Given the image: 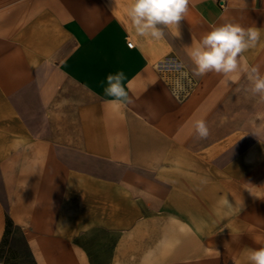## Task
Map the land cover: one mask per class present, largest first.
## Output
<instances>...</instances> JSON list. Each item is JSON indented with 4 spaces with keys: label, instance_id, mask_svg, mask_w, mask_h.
<instances>
[{
    "label": "crops",
    "instance_id": "crops-1",
    "mask_svg": "<svg viewBox=\"0 0 264 264\" xmlns=\"http://www.w3.org/2000/svg\"><path fill=\"white\" fill-rule=\"evenodd\" d=\"M130 3L0 0V247L10 223L33 264H248L264 103L244 68L264 74V0H191L161 40L137 36ZM224 23L261 34L238 79L193 76L185 46ZM119 70L126 106L101 87Z\"/></svg>",
    "mask_w": 264,
    "mask_h": 264
},
{
    "label": "clouds",
    "instance_id": "clouds-1",
    "mask_svg": "<svg viewBox=\"0 0 264 264\" xmlns=\"http://www.w3.org/2000/svg\"><path fill=\"white\" fill-rule=\"evenodd\" d=\"M190 3L191 0H131L127 18L138 37L161 40L165 36V29H178L180 21L189 12ZM260 35L258 29L244 28L236 23L213 25L198 42L185 46L193 65V76L202 77L214 72L226 77V83L235 82L238 79L236 74L242 68L243 54L256 47ZM244 70L248 81L244 91L264 103V74L256 66H245ZM125 80V73L119 70L108 74L101 82L103 95L111 98L109 103L126 106L132 102L125 90ZM193 126L199 139L209 136L205 120L198 119ZM223 206L228 212L234 210L226 197ZM247 261L248 264H264V246L248 249Z\"/></svg>",
    "mask_w": 264,
    "mask_h": 264
},
{
    "label": "rangeland",
    "instance_id": "rangeland-1",
    "mask_svg": "<svg viewBox=\"0 0 264 264\" xmlns=\"http://www.w3.org/2000/svg\"><path fill=\"white\" fill-rule=\"evenodd\" d=\"M0 264H33L20 230L10 223L0 247Z\"/></svg>",
    "mask_w": 264,
    "mask_h": 264
}]
</instances>
